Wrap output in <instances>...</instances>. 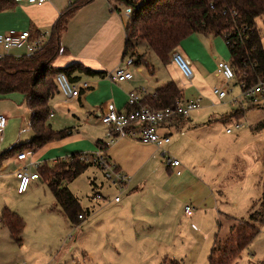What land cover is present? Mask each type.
Here are the masks:
<instances>
[{
  "label": "rangeland",
  "instance_id": "rangeland-1",
  "mask_svg": "<svg viewBox=\"0 0 264 264\" xmlns=\"http://www.w3.org/2000/svg\"><path fill=\"white\" fill-rule=\"evenodd\" d=\"M112 2L120 10L125 11L122 3L116 0ZM195 36L201 38L202 43L197 42L195 45L194 39L190 42L202 64L199 65V74L194 71V79L185 89V97L203 98L201 107L190 115V123L195 124L197 128L183 132L173 130L172 142L167 149L170 155L181 163L179 169L182 172L187 166L194 165L198 167V171L205 174L215 191L213 196L220 197L222 201L221 211L249 220L248 211L253 201L261 198L264 191V126L259 127L264 121V96L259 97L255 103L250 100L244 101L243 106L240 103H231V99L243 94L241 84L234 79L225 86L230 92L228 97L217 102L218 98L211 90L222 86L223 78L218 73V63L231 62L227 42L222 36L210 38L203 35ZM131 40L134 41L133 38ZM137 55H144L145 61L154 69V72L148 70L145 64L134 65L131 68L134 73L138 67L144 69V74L140 78L144 88L153 90L165 81L179 79L175 71L164 65L145 43H136L133 55L135 59ZM189 65L193 69L192 65ZM92 78L84 76L83 80ZM180 83L183 84V81ZM199 86L205 93L200 91ZM239 109L244 110L243 116L238 115L229 121L220 120L224 114ZM51 111L55 113V117H49L53 129L56 131L68 129L71 132L49 142L51 143L49 149L40 156V161L35 162H47L48 166H53L54 162L73 154L81 155L99 150L100 146L97 144L99 139L112 143L107 136V126L100 122L98 116L81 110L78 100L68 99L58 92L51 101ZM237 123L241 124L238 130L235 129ZM228 128H232L233 133H227ZM128 138H131L129 139L131 141L124 143L125 147H114L121 141L120 137H115L113 145L103 150L104 154L108 153V160L112 164L115 162L110 157L115 156L123 163L131 164L133 160H139L153 151L139 145L137 139ZM62 141L66 142L56 143ZM156 156L164 161L165 157L163 158L161 151ZM23 165L22 163L11 167L6 171V175L14 174L16 178L18 170ZM31 172L39 171L34 166ZM123 173L132 180V173ZM130 184L128 188L121 190L110 183L101 168L90 164L79 177L68 183L70 190L79 199L82 209L93 210L81 224L77 225L63 213L43 178L32 182L23 194L18 193L17 185H4L1 192L3 201L17 212V208L21 209L23 214L20 212L19 214L24 217L26 227L22 244L6 240L5 249L1 248L4 253L0 256V264H132L129 255L138 244L136 235L140 237L139 240L148 236L154 253L163 251L157 247L156 241L163 239L155 229L148 230L146 226L145 230L142 225H137L130 233L128 229L116 228L117 211L113 208L116 203L115 197L119 196L124 200ZM98 194L102 197L98 198ZM213 200L216 201L209 197L205 205L213 204ZM186 204L194 208V217L185 213V205L181 210L178 209L174 214L168 239L173 241L174 236L179 235L178 239L182 237L183 240L192 242L194 232L209 237L198 260V264H208V257L214 244L212 237L216 233L221 236L226 233L228 221L222 215L224 218L219 227L221 215L216 206L208 210L207 207L201 208L205 207L204 204L201 207L195 206L193 202ZM199 214L197 220L192 219ZM251 248L258 253L259 251L264 253V226L262 234ZM245 256H249L248 250ZM250 257L253 258L251 261L258 262L257 257L254 258L252 255Z\"/></svg>",
  "mask_w": 264,
  "mask_h": 264
},
{
  "label": "crops",
  "instance_id": "crops-1",
  "mask_svg": "<svg viewBox=\"0 0 264 264\" xmlns=\"http://www.w3.org/2000/svg\"><path fill=\"white\" fill-rule=\"evenodd\" d=\"M78 1L79 0H47L44 4L37 5L27 1L15 2L13 0H0V34H4L11 29H16L18 31L29 30L32 40L39 39L45 43L51 38L54 25L60 15L72 3ZM128 18L129 17L125 15L124 11L120 10L112 0H91L81 6L69 20L67 28L61 35L60 45L64 48V51L59 54L53 64L56 68H65L72 64L80 63L86 68L102 73L91 75L82 71L74 72L73 76L79 77L78 81L88 82L90 87L82 90L80 96L68 98L78 100L81 110L98 116L101 123V116L107 110V106L110 103H114L118 109L126 110L128 109L127 102L129 93L144 88L140 81V78L144 74V69L141 67H138V70L135 73L132 71L134 75L130 80L118 82L111 78V76L115 74L117 68L124 64L123 62L127 57L125 53L127 39L126 25ZM258 29L264 47V16L258 20ZM195 35L203 34H191L182 41L181 45L176 49V52L183 55L189 64L192 65L194 69L193 71L199 74V65L202 64V60L199 59L197 52L193 50L190 41L191 39H194V44L196 45L197 42L202 43V40ZM203 36L210 38L209 36ZM0 53L19 58V56L21 57L27 54V49L26 47L12 48L7 52L4 47L0 45ZM141 64H145L148 70L151 69V71L154 72V69L150 68L149 63L145 61V57L141 63H137L136 59L135 65L138 66ZM166 66L172 68L179 78L174 82L183 90L182 100L201 98L202 103L203 98L201 96H194L189 99L185 97V89L191 85L195 75L192 80L185 78L173 61ZM84 76H90L93 78L90 80H83ZM181 81H183V84L180 83ZM168 82H163V84L155 87L153 90L147 88V95H155L156 89ZM224 83L225 81L223 79L222 85H224ZM198 88L201 92L205 93L201 86ZM211 91L213 95L217 97L214 94L213 89ZM224 99L218 98L217 102L223 101ZM51 113H53V116L50 117H55V113L52 111L50 114ZM240 113L243 116L244 110L239 109L236 111L234 110L231 113H226L220 120L229 121L230 118L241 115ZM0 115H5L7 117L5 126L0 128V156L3 152L14 146H20L21 144L25 146L34 138L35 132L31 127L32 111L26 103L24 94L20 92H13L6 95L0 94ZM259 127L261 128L260 125ZM107 128V130H109L108 126ZM195 128H197V126L190 123L189 116L180 125H176L174 121L161 125L160 133L162 135H168L171 138L173 130L183 132ZM128 137L129 136L120 137L121 141L116 143L114 147L124 146V143L131 141L129 140L131 138ZM98 141H102L101 143L105 146L104 149H108L114 142L110 143L109 141L107 142L101 139ZM137 141L139 142V145L153 151L139 160H133L131 164H125L115 156L112 158L110 157V159L114 160L115 164H117L116 167L120 172H130L133 175L132 180L129 182V184L131 183L130 187L125 192L126 195L124 200L121 199L119 202L115 201L116 203L113 207L117 211L115 225L117 230L128 229L130 233L133 227H136L137 225H142L145 230L146 228L148 230L155 229L161 234L163 239L156 241L158 242L157 247L163 249V251H157L154 253L155 251L152 249L151 240L148 236L139 240L140 237L136 235L135 238L138 244L132 250L129 259H131L132 264H161L162 260L166 257L179 260L182 262L181 264H198L201 252H203L209 237L207 238L204 235L201 236L197 232H194L195 237H193L192 242L183 240L182 237L178 239L179 235L174 236L173 241H170L168 236L173 226L175 212H177L178 209L181 210L183 205H185L186 211V207L190 206L189 204H186V202H193L195 206L201 207V205L208 203L209 197H211V199H216V201L213 200V204H207L205 207H201H207L209 210L214 209L216 206L217 211L221 215L219 227L222 225L221 220L224 217L228 221V230L226 233L222 236L219 233L213 235L212 238H214V243L217 237L220 239L227 238L230 234L231 227L236 223L237 219L241 220L244 218H237L236 216L221 211L220 204H222V201L220 200V197L215 198L213 196L215 191L211 182L207 179L205 174L198 171L197 166L195 167L191 164L194 167L187 166L182 172L179 169L181 164L180 166L172 167L167 164L164 157V161H162L156 156L160 152L158 151L160 149L157 146L154 144L143 143L138 139ZM64 142L66 141L56 143L62 144ZM171 142L172 141H170V143ZM169 144L166 145V149ZM50 146L51 143H47L42 149L36 151L29 146L24 147L23 150L31 152L25 163L43 164V162L35 161H40V156L43 155ZM19 153L20 152H15L8 157H0V215L3 208L7 206L1 195L3 186L6 184L17 185L18 193H20V181L17 178V175L16 178L14 174L9 176L6 175L8 169L15 165L22 164V162L17 160V155ZM107 154L108 153L105 155L108 158L109 156ZM187 163L190 164L189 162ZM30 167L34 169V165ZM174 170L176 171V174ZM178 171H181V174H177ZM41 179L42 177L34 181ZM129 184L127 185V188ZM258 200L253 201V204L248 211L249 215L254 204ZM193 209L194 208L191 207V213H185L190 217H194L195 213ZM17 210L18 213H22L20 208H17ZM203 212L204 211H199V213ZM222 215L224 217H222ZM199 216L200 214L192 219L197 220ZM261 234L262 228L260 234L252 241L249 247L241 253L234 264H264V253H261V251L258 253L251 248L255 240ZM7 239L14 241L11 238L9 230L0 226V256L4 253L1 248L5 249ZM247 250L249 256L244 257ZM250 255L254 258L257 257L258 262L251 261L253 258L251 259Z\"/></svg>",
  "mask_w": 264,
  "mask_h": 264
},
{
  "label": "trees",
  "instance_id": "trees-1",
  "mask_svg": "<svg viewBox=\"0 0 264 264\" xmlns=\"http://www.w3.org/2000/svg\"><path fill=\"white\" fill-rule=\"evenodd\" d=\"M90 1L79 0L72 3L55 23L51 38L34 55L19 58L5 56L0 59V94H24L32 111L31 127L35 132L34 138L28 144L14 146L3 152L0 157L22 152L27 146L36 151L47 143L70 134L68 129L54 130L49 123L50 102L59 92L57 73L64 71L74 81L79 79L73 76L76 71L91 75L102 73L86 68L80 63L65 68H56L53 64L61 53L60 38L69 20L81 6ZM263 16L264 0H142L128 18L125 55L132 54L130 56L134 58L136 43L143 42L164 65H168L176 49L191 34L222 36L226 42L230 41L227 44L230 63L241 80L252 86L264 78V47L258 29V20ZM143 59L144 55H137V63H141ZM182 99L183 90L174 81H170L157 88L155 95L145 96L140 105L162 109L174 106ZM186 118L188 117H178L174 122L180 125ZM260 126H264V121ZM101 142L98 141V146L103 147ZM90 164L82 159V154H73L56 161L53 166L44 162L38 168L40 176L47 183L63 213L76 225L81 224L92 211L82 209L79 199L70 190L68 183L79 177ZM80 215L82 218H79ZM263 225L264 192L254 204L249 220L237 219L227 238H216L209 264H234L260 234ZM0 226L9 230L11 238L17 244H22L26 222L18 212L5 206L0 215ZM181 263L167 257L161 262Z\"/></svg>",
  "mask_w": 264,
  "mask_h": 264
},
{
  "label": "built area",
  "instance_id": "built-area-1",
  "mask_svg": "<svg viewBox=\"0 0 264 264\" xmlns=\"http://www.w3.org/2000/svg\"><path fill=\"white\" fill-rule=\"evenodd\" d=\"M15 2L27 1L32 4L42 5L47 0H13ZM142 0H124L122 5L125 8V15L130 17L134 10L139 7ZM230 41H227V44ZM45 43L41 40H32L31 33L29 30L18 31L11 29L4 34H0V45L8 52L12 48L26 47L27 54L25 56L30 57L34 55ZM64 48H61L62 53ZM8 54L0 53V59L7 56ZM20 57V56H19ZM172 61L178 66L185 78L192 80L194 71L189 65V62L178 52H175L172 57ZM124 64L117 68L114 75L111 76L112 80L123 82L133 78V72L131 68L135 65V58L132 56L126 57L123 62ZM218 73L224 79L225 83L222 86L215 87L213 89L214 94L224 99L229 95V91L226 90L225 86L237 79V82L241 84L243 94L238 98L231 99L233 104H241L243 106L244 101L257 102L259 97L264 96V78L261 79L257 84L248 86L246 82L241 80V77L237 74L234 67L229 62L218 63ZM56 81L59 91L67 98L78 97L81 91L90 87L88 82L74 81L66 72L60 71L56 75ZM148 94L146 88H141L137 91H133L128 95V102L126 110H121L116 107L114 103H110L107 106V110L102 114L101 121L109 127L107 136L110 137L111 142L114 141L115 137L129 136L143 143L154 144L157 146L166 162L169 166L177 167L180 166L179 160L173 158L170 152L166 149V145L170 143L171 138L168 135H162L160 133L161 125L172 122L178 117H189L190 114L197 110L201 106V98H195L191 100H180L174 106L154 109L150 106L140 105L144 96ZM53 116V113L50 114ZM7 117L0 115V128H3L6 124ZM241 128V124L237 123L235 129ZM232 128L227 129V133H233ZM104 146L100 147L94 153L82 154V159L87 163H92L101 168L106 177L110 180L113 186L120 188L121 190L127 187L130 179L128 176L120 172L115 164H112L106 155L104 154ZM30 151H22L17 155V160L22 162L24 165L17 172V178L20 181L19 192H25L32 181L39 179L41 176L39 172H31V167L34 165L37 169L42 163H25L29 157ZM177 174H181L178 171ZM101 198V194L97 195ZM115 201H121L119 196L115 197ZM186 212L191 213V207H186ZM82 218V215L79 216Z\"/></svg>",
  "mask_w": 264,
  "mask_h": 264
}]
</instances>
